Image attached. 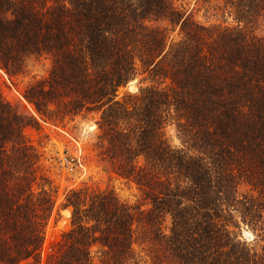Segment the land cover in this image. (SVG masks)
I'll list each match as a JSON object with an SVG mask.
<instances>
[{"label": "trees", "instance_id": "trees-1", "mask_svg": "<svg viewBox=\"0 0 264 264\" xmlns=\"http://www.w3.org/2000/svg\"><path fill=\"white\" fill-rule=\"evenodd\" d=\"M215 11L231 23L175 0H0V70L13 81L47 57L23 97L46 123L96 115V157L141 194L69 190L72 228L46 252L38 122L0 77V264H264V0Z\"/></svg>", "mask_w": 264, "mask_h": 264}, {"label": "rangeland", "instance_id": "rangeland-1", "mask_svg": "<svg viewBox=\"0 0 264 264\" xmlns=\"http://www.w3.org/2000/svg\"><path fill=\"white\" fill-rule=\"evenodd\" d=\"M175 2L179 7L193 11L195 18L200 22L224 23L227 21L222 16L223 13L215 11L218 0H175ZM230 21L227 23H231ZM171 36L178 38L179 29L172 30ZM50 65L51 62L47 57L32 56L26 61L24 74L14 78L13 81H10L8 76L0 70L5 98L38 122L37 128L25 129V135L40 156L39 174L48 178L51 190L55 194V211L46 229V252L63 232L72 228V210L63 207L65 195L69 190L86 183L93 187L111 190L128 204L135 205L141 199L140 191L135 184L109 172V169L96 157L93 150L97 133L96 115L79 116L73 121L68 119L64 125L46 123L40 118L34 106L23 97L22 92L25 87L30 82L43 78ZM139 82L140 79L130 83L122 92H136ZM170 133L178 143L173 127H170ZM245 231L243 234L246 239L250 238V235L254 239L251 231L247 229ZM248 241L251 240L248 239ZM136 248L141 251L140 247L136 246ZM142 255L145 256V252Z\"/></svg>", "mask_w": 264, "mask_h": 264}, {"label": "water", "instance_id": "water-1", "mask_svg": "<svg viewBox=\"0 0 264 264\" xmlns=\"http://www.w3.org/2000/svg\"><path fill=\"white\" fill-rule=\"evenodd\" d=\"M246 234H247V232L245 231V236H246ZM248 239L252 240L253 239V236L250 235V238H248Z\"/></svg>", "mask_w": 264, "mask_h": 264}]
</instances>
